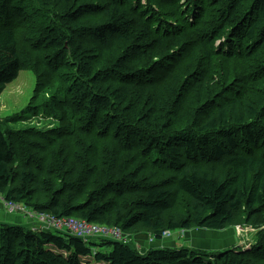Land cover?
<instances>
[{
  "label": "trees",
  "instance_id": "trees-1",
  "mask_svg": "<svg viewBox=\"0 0 264 264\" xmlns=\"http://www.w3.org/2000/svg\"><path fill=\"white\" fill-rule=\"evenodd\" d=\"M24 70L0 197L122 238L0 224V264H264V0H0V95ZM237 225L255 246L124 240Z\"/></svg>",
  "mask_w": 264,
  "mask_h": 264
},
{
  "label": "rangeland",
  "instance_id": "rangeland-1",
  "mask_svg": "<svg viewBox=\"0 0 264 264\" xmlns=\"http://www.w3.org/2000/svg\"><path fill=\"white\" fill-rule=\"evenodd\" d=\"M35 87V78L32 72L30 71H21L18 78L8 84L4 90V92L0 95V118L5 119L8 117H13L17 114H22L23 111L29 107L31 104V99L33 97ZM39 121L37 117L34 120L29 122H10L8 125L12 129H22L29 125H36L35 123ZM41 124L44 123L45 119L40 118ZM5 202V201H4ZM5 205L8 207V203L5 202ZM10 210V209H9ZM21 214L25 215L23 212L20 211ZM26 213L31 214L30 217L25 215L28 221L32 222H39L41 220L38 217H34L30 210L26 209ZM35 220V221H34ZM43 225V224H42ZM104 230H96L89 232L87 235L88 237H93L97 234L101 236L104 235ZM116 233V232H115ZM114 233V234H115ZM257 231L256 229L249 227V226H241L237 225L234 227H230L225 231H210V230H203L200 231L199 229H194L192 231L187 232L188 235L185 233H178L174 232L167 235V242H157L153 246H161V247H185L191 249H201L205 252L215 253L218 251H223L225 249H229L231 247H239V248H251L257 244V240L255 239ZM176 234V235H175ZM108 236H112V233L106 234ZM181 239V242L174 241L175 239ZM124 240L128 243L130 242H139V238L135 239V236H125ZM151 242V241H150ZM177 243V244H176ZM138 248H146L150 249V247L146 246L145 244L139 242ZM176 246H175V245ZM149 245V244H147Z\"/></svg>",
  "mask_w": 264,
  "mask_h": 264
},
{
  "label": "crops",
  "instance_id": "crops-1",
  "mask_svg": "<svg viewBox=\"0 0 264 264\" xmlns=\"http://www.w3.org/2000/svg\"><path fill=\"white\" fill-rule=\"evenodd\" d=\"M0 224H8V225H12V226H23L25 228L32 229L34 231L44 230L43 227L41 226V224H39V222L38 223L32 222L31 220L28 221L27 218L25 217V215L21 214L20 212H11L8 209V207L5 205L4 199L1 197H0ZM200 231H203V230H200ZM179 232L185 233V231H178V233ZM168 234H171V236L174 235L173 232L168 233ZM167 235L165 237H163V239H161L160 241L156 240L154 237H150V235H145V234L137 235V236H135V239L138 237L140 243H143V245L145 244L146 246H148L150 248L161 249L164 247L153 246V245L156 244L157 242L162 243L164 241H165V243H168L167 242ZM186 235H188L187 232H186ZM174 241L181 242V239L177 238ZM136 242H137V240H136ZM139 242H137L138 245H140ZM147 244H149V245H147ZM178 248H180V247H178Z\"/></svg>",
  "mask_w": 264,
  "mask_h": 264
},
{
  "label": "bare ground",
  "instance_id": "bare-ground-1",
  "mask_svg": "<svg viewBox=\"0 0 264 264\" xmlns=\"http://www.w3.org/2000/svg\"><path fill=\"white\" fill-rule=\"evenodd\" d=\"M34 215L36 217H38L39 219H42V218L45 219V221H41V223H40L45 231H47V232H52V231L68 232V233H70V234H72L78 238L85 240V241L88 239L87 234L89 232L101 229V227H99L97 225H91V224H88L87 222L80 221L81 223H83V228L80 229L79 233H77L74 230V228H71L67 224V221H69L70 219H73V218L57 219V218H54L53 216H50L47 214H41V213H39V214L35 213ZM52 220H54V221H52Z\"/></svg>",
  "mask_w": 264,
  "mask_h": 264
},
{
  "label": "built area",
  "instance_id": "built-area-1",
  "mask_svg": "<svg viewBox=\"0 0 264 264\" xmlns=\"http://www.w3.org/2000/svg\"><path fill=\"white\" fill-rule=\"evenodd\" d=\"M9 206V209L11 212H23L25 215H27L28 217H30L31 214H28L26 213V208L23 206V205H14V204H8ZM33 214V213H32ZM34 217H36L35 215H33ZM41 221H45V219H40ZM54 221V220H52ZM67 224L71 227V228H74V230L79 233L80 232V229L83 228V223H81L80 221L78 220H75V219H70L69 221H67ZM101 229H103L104 231V235L105 236H108L106 234L108 233H112V236L120 239L122 235H120L119 231L117 230H110V229H107V228H104V227H101ZM116 232V233H115ZM115 233V234H114ZM100 234H97L95 236H98ZM94 237V236H93ZM88 238H91V237H88Z\"/></svg>",
  "mask_w": 264,
  "mask_h": 264
}]
</instances>
